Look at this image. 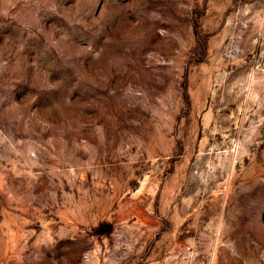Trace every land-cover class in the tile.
Here are the masks:
<instances>
[{
	"label": "rangeland",
	"instance_id": "rangeland-1",
	"mask_svg": "<svg viewBox=\"0 0 264 264\" xmlns=\"http://www.w3.org/2000/svg\"><path fill=\"white\" fill-rule=\"evenodd\" d=\"M0 264H264V0H0Z\"/></svg>",
	"mask_w": 264,
	"mask_h": 264
}]
</instances>
